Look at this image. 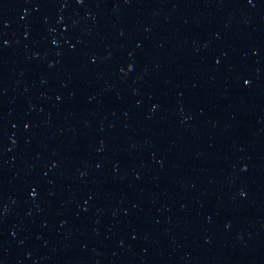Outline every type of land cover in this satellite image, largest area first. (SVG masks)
I'll list each match as a JSON object with an SVG mask.
<instances>
[{
	"label": "water",
	"instance_id": "1",
	"mask_svg": "<svg viewBox=\"0 0 264 264\" xmlns=\"http://www.w3.org/2000/svg\"><path fill=\"white\" fill-rule=\"evenodd\" d=\"M0 264H264V0H0Z\"/></svg>",
	"mask_w": 264,
	"mask_h": 264
}]
</instances>
